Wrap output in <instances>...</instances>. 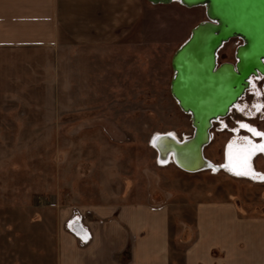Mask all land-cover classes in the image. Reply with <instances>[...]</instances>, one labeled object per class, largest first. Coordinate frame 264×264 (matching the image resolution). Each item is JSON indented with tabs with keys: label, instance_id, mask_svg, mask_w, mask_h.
<instances>
[{
	"label": "rangeland",
	"instance_id": "374dc122",
	"mask_svg": "<svg viewBox=\"0 0 264 264\" xmlns=\"http://www.w3.org/2000/svg\"><path fill=\"white\" fill-rule=\"evenodd\" d=\"M205 19L201 6L143 0L136 26L120 42L59 45L52 91L46 89L48 59L38 50L31 59L38 89L19 105H0V264H58L61 242L74 236L67 221L74 214L83 220L93 207L148 205L188 216L198 203L229 201L246 215L264 214L262 154L249 161L253 176L187 173L172 162L162 165L151 146L155 133L183 139L192 132L189 116L170 94V60ZM239 43L226 42L218 62H233ZM254 81L240 108L213 123L204 157L216 165L225 161L229 142L247 138L238 121L264 132V113L253 109L264 78ZM175 232L171 227L172 250Z\"/></svg>",
	"mask_w": 264,
	"mask_h": 264
},
{
	"label": "crops",
	"instance_id": "0c3cea01",
	"mask_svg": "<svg viewBox=\"0 0 264 264\" xmlns=\"http://www.w3.org/2000/svg\"><path fill=\"white\" fill-rule=\"evenodd\" d=\"M142 6L143 0H0V105H19L38 89L31 63L38 50L48 59L45 88L52 91L59 45L116 44L132 32ZM173 217L182 219L172 225ZM82 222L90 239L64 237L58 264H264V214L246 215L229 201L198 203L188 216L148 205L93 207Z\"/></svg>",
	"mask_w": 264,
	"mask_h": 264
},
{
	"label": "water",
	"instance_id": "95a60500",
	"mask_svg": "<svg viewBox=\"0 0 264 264\" xmlns=\"http://www.w3.org/2000/svg\"><path fill=\"white\" fill-rule=\"evenodd\" d=\"M147 1L169 4L172 0ZM179 1L205 8L206 19L191 28L170 60V94L182 111L190 113L194 130L182 142L167 138L163 148L173 152L177 166L193 172L206 164L202 149L210 141L212 122L228 114L249 88L251 76H264V0ZM234 37L240 40L234 63H219V49Z\"/></svg>",
	"mask_w": 264,
	"mask_h": 264
},
{
	"label": "bare ground",
	"instance_id": "6f19581e",
	"mask_svg": "<svg viewBox=\"0 0 264 264\" xmlns=\"http://www.w3.org/2000/svg\"><path fill=\"white\" fill-rule=\"evenodd\" d=\"M172 2H176V3H178L179 5H182V6H184V7H187V6H185V5H183V4H181L180 3V1L179 0H172L170 3H172ZM169 3V4H170ZM194 7H199V6H194ZM202 8H203V10L205 11V8H204V6H201ZM187 8H191V7H187ZM191 31V30H190ZM189 34H190V32H189ZM189 34H188V36H189ZM188 38V37H187ZM186 38V39H187ZM234 38H237V37H234ZM234 38H231V39H234ZM231 39H229V40H231ZM238 39V38H237ZM228 40V41H229ZM227 41V42H228ZM226 42H224L223 44H222V47H223V45L225 44ZM221 47V48H222ZM220 48V49H221ZM219 49V50H220ZM234 54H235V51H234ZM218 61V60H217ZM234 61H235V57H234ZM234 61H233V63H234ZM256 78H264V76L263 75H261V74H258L257 76H251L250 78H249V82H248V84H249V88L245 91V93L250 89V87L252 86V85H254L255 84V79ZM252 80L254 81L253 83H252ZM251 83H252V85H251ZM256 86V85H255ZM254 87V86H253ZM245 93H244V95H245ZM260 93V92H259ZM263 94H264V86H263ZM243 95V96H244ZM243 96H241V98L243 97ZM172 97V96H171ZM173 98V97H172ZM240 98V99H241ZM240 99H238L235 103H234V105L230 108V110H229V112H228V114L230 113V111H231V109L234 107V106H237V102L240 100ZM173 100L176 102V100L173 98ZM176 104H177V102H176ZM177 106H178V104H177ZM256 108H261V110L262 109H264V98H263V100H260V101H258V103H257V107ZM181 110V109H180ZM255 110V109H254ZM260 110V109H259ZM182 111V110H181ZM257 111V110H256ZM182 113H184V114H187L188 116H189V118H190V113L188 112H184V111H182ZM227 114V115H228ZM226 115V116H227ZM226 116H223V117H219V118H217V120L218 119H220V118H224V117H226ZM217 120H215V121H217ZM215 121H213L212 122V126H213V123L215 122ZM190 123H191V118H190ZM191 127H192V132H191V134H190V136H188V137H186V138H183V139H177V137L175 136V134L174 133H172V132H166V133H155L154 135H153V137L151 138V146L154 148V150L156 151V155H157V160L162 164V165H165V164H167L168 162L170 163V162H172L178 169H180V170H182V171H184V172H187V173H192V171H186V170H184V169H182L181 167H179V166H177V164L175 163V161H174V154H173V152H167V151H165L166 149H164L163 148V146H166V142L165 141H169V140H167V138H172V139H174L176 142H182V141H184V140H187L188 138H190L191 136H192V133H193V130H194V127L191 125ZM212 128V127H211ZM252 128H254V127H252ZM211 130V129H210ZM210 130H209V133H210ZM240 130V129H239ZM245 131V130H244ZM258 131V130H257ZM253 133V132H252ZM162 134H167V137H160V136H162ZM254 134V133H253ZM210 136H211V134H209ZM255 135V134H254ZM264 137V136H263ZM163 139H165V140H163ZM243 139H245L244 141H242ZM253 139V138H252ZM251 138H245V137H241V139H237L236 141H234V142H229L228 143V145H227V148H226V152H225V162H222V163H224V164H220V165H222L221 167L223 168V170H226V172H230L231 174H235V175H238V176H241V175H249V176H253V173L255 172L253 169H252V167H251V165H250V159L252 158V157H254V154L256 153V151H261L263 154H264V147H262V146H264L263 144H264V139H262V141L261 142H257V143H260V146H257V147H253V146H256V145H254L255 144V142L252 140ZM210 140H211V137H210ZM209 143H210V141H209ZM208 143V144H209ZM207 144V145H208ZM262 145V146H261ZM204 149H205V147H203V149H202V157H203V159H205V166H203L200 170H197V171H193V172H198V171H202V170H213V171H216V169H218L219 167H220V165H216L215 163H212L211 161H209L206 157H204ZM261 154V153H260ZM248 164H249V168H248ZM251 167V168H250ZM245 173H247V174H245ZM256 173H259V172H256ZM255 174V173H254ZM251 178V177H250ZM260 180V179H259Z\"/></svg>",
	"mask_w": 264,
	"mask_h": 264
},
{
	"label": "built area",
	"instance_id": "2783aa9c",
	"mask_svg": "<svg viewBox=\"0 0 264 264\" xmlns=\"http://www.w3.org/2000/svg\"><path fill=\"white\" fill-rule=\"evenodd\" d=\"M66 226L69 232L78 237L82 243H86L90 239V234L78 215L74 214L73 218L67 221Z\"/></svg>",
	"mask_w": 264,
	"mask_h": 264
},
{
	"label": "flooded vegetation",
	"instance_id": "af4514ba",
	"mask_svg": "<svg viewBox=\"0 0 264 264\" xmlns=\"http://www.w3.org/2000/svg\"><path fill=\"white\" fill-rule=\"evenodd\" d=\"M254 79H255V78H254ZM256 79H261V78H256ZM256 79H255V80H256ZM250 89H252V86L250 87ZM250 89H249V90H250ZM245 94H246V93H245ZM259 94H260V93H259ZM262 94H263V93H262ZM263 97H264V94H263L262 98L259 99V100H263ZM239 101H240V100H239ZM239 101L236 103L237 106H234L233 108H238V109L240 108V106H239ZM257 103H258V101L254 103V107H253V109H255V111L257 110L256 112H262V113H264V109L261 110V108H259V109H260V110H259L258 108H256V107H257ZM233 108H232V109H233ZM221 119H222V118L218 119V120L215 121V122H218V121H220ZM243 123H246V122H243ZM246 124H248V123H246ZM248 125H250V124H248ZM250 126L253 127L252 125H250ZM239 129H240V130H246V131L249 133L247 137H248V138H251V139L253 138L252 140L255 142L254 145H256V146H253L254 148L257 147V146H260V143H257V142H258L259 139H260L259 142H261L262 139H264L263 136H256V135H254V134H253L252 132H250L248 129L241 128V127H240V124H239ZM255 129H256V128H255ZM256 130H258V129H256ZM235 131H236V130H235ZM258 131H259V130H258ZM259 132H260V131H259ZM238 134H239V132H238ZM235 137L237 138V137H239V136H235ZM240 137H241V136H240ZM242 137H245V136H242ZM256 138H259V139L256 141ZM237 139H238V138H237ZM227 145H228V144H227ZM263 145H264V144H263ZM261 146H262V145H261ZM226 148H227V147H226ZM260 153L264 156V154H263L261 151H259V152L256 151V153L254 154V156H256L257 154H260ZM224 162H225V161H224ZM222 164H224V163H222ZM221 166H222V165H220V167H219L218 169H216V171H218V170H223V168H222ZM212 171H213V170H212Z\"/></svg>",
	"mask_w": 264,
	"mask_h": 264
},
{
	"label": "snow or ice",
	"instance_id": "6c2138e0",
	"mask_svg": "<svg viewBox=\"0 0 264 264\" xmlns=\"http://www.w3.org/2000/svg\"><path fill=\"white\" fill-rule=\"evenodd\" d=\"M238 123L240 124L241 128L248 129L250 132H253L256 136H264V132H259L255 128H252L250 125L243 123L241 121H238ZM262 147H264V146H262ZM245 174H247V173H245ZM262 179H264V177H262Z\"/></svg>",
	"mask_w": 264,
	"mask_h": 264
}]
</instances>
